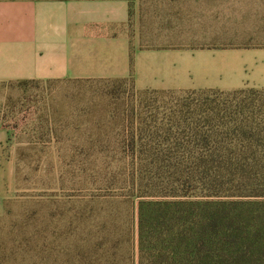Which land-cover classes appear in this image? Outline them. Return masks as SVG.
I'll return each mask as SVG.
<instances>
[{"label": "rangeland", "instance_id": "rangeland-1", "mask_svg": "<svg viewBox=\"0 0 264 264\" xmlns=\"http://www.w3.org/2000/svg\"><path fill=\"white\" fill-rule=\"evenodd\" d=\"M224 1L237 38L220 47L264 49V0ZM191 90L208 89L0 81V264H140L139 168L123 143Z\"/></svg>", "mask_w": 264, "mask_h": 264}, {"label": "trees", "instance_id": "trees-1", "mask_svg": "<svg viewBox=\"0 0 264 264\" xmlns=\"http://www.w3.org/2000/svg\"><path fill=\"white\" fill-rule=\"evenodd\" d=\"M165 111L123 143L140 264H264V90H191Z\"/></svg>", "mask_w": 264, "mask_h": 264}, {"label": "crops", "instance_id": "crops-1", "mask_svg": "<svg viewBox=\"0 0 264 264\" xmlns=\"http://www.w3.org/2000/svg\"><path fill=\"white\" fill-rule=\"evenodd\" d=\"M222 1L0 0V81L264 89L263 48L220 47L237 38Z\"/></svg>", "mask_w": 264, "mask_h": 264}]
</instances>
